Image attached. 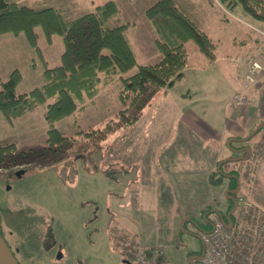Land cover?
I'll use <instances>...</instances> for the list:
<instances>
[{"label": "rangeland", "instance_id": "374dc122", "mask_svg": "<svg viewBox=\"0 0 264 264\" xmlns=\"http://www.w3.org/2000/svg\"><path fill=\"white\" fill-rule=\"evenodd\" d=\"M108 1H114L118 9L112 24H128L126 33L137 65L159 62L162 55L155 45L157 34L145 13L157 0ZM174 1L215 44L216 60H208L192 41L185 43L186 68L169 80L167 92L162 89L144 108L145 136L132 135L130 126L108 136L99 148L91 149L88 144L90 159L71 156L57 164L35 165L20 175L16 170L11 177L0 170V206L5 209L1 229L19 264H128L127 258L134 264L139 249L151 246L162 249L168 264H202L198 258L202 242L193 233L194 226L209 230L207 220L215 218L210 213L215 210L225 217L230 204L228 192L225 195L230 180L225 177L214 184L212 176L237 174L239 186L245 191L250 188L264 205L261 131L245 142H232L233 147L246 144L252 153L246 159L222 164L217 173L219 162L235 156L226 145L229 138L223 136L215 142L212 137L207 142L202 136L208 127L199 119L196 131L180 122L189 103L215 131L232 121L247 133L264 122V115L234 111L229 102V95L246 73L247 58L264 62V21L254 19L238 2L229 6L224 0ZM105 2L25 0L23 4L54 6L63 18L71 20ZM35 30L41 55L24 33L0 35V75L6 80L13 70L20 71L18 94L41 86L45 67L58 65L64 50L60 35L52 34L48 41L40 26ZM164 93L169 94L164 97ZM118 94L116 77L101 84L94 98L55 126L66 136L83 140V134L117 117L123 109ZM45 110L46 103L38 104L12 120L0 112V145L14 143L17 155L21 150L41 149L49 127ZM240 201H245L238 207L243 218L231 232L238 234L240 247L248 251L251 263L254 255L264 259V240L260 238L264 235V212L258 217L254 213L264 208L254 206V210L252 203Z\"/></svg>", "mask_w": 264, "mask_h": 264}, {"label": "trees", "instance_id": "16d2710c", "mask_svg": "<svg viewBox=\"0 0 264 264\" xmlns=\"http://www.w3.org/2000/svg\"><path fill=\"white\" fill-rule=\"evenodd\" d=\"M224 1L229 6L238 2L254 19L264 21V0ZM145 13L155 28V45L162 59L155 64L137 65L126 33L128 24H112L118 18L114 1L97 5L94 11L67 20L52 7L31 8L15 1L0 0V35L24 33L33 49L41 55L38 33L35 30L40 26L48 41H51L52 34H58L64 45L60 63L53 67L46 66L44 83L27 93L16 92V87L21 82L18 69L13 70L6 80L0 75V112L8 120H12L38 104L46 103L44 118L49 125L44 145L39 150H21L17 155L14 143L0 145V170H5L11 177L16 170L22 169L24 172L35 165L57 164L71 156L90 159L92 151L87 148L88 144L91 149L99 148L98 144L114 132L133 126L157 93L166 89L169 80L186 68L187 41H192L208 60L214 61L216 58L215 44L178 8L174 0H157ZM249 58L246 75L251 66ZM251 58L263 66L260 60ZM132 69L134 71L129 73ZM116 77L119 79L118 97L123 109L117 113L115 119L107 122L102 128L83 134V140L80 141L76 136H66L55 126L56 121L74 114L85 106L87 100L94 98L101 84ZM51 98L54 100L48 102ZM233 98L234 95L230 103L235 107ZM43 156L45 158H42ZM225 177L212 176L211 181L219 184ZM232 186H236L233 179L230 180V187ZM4 211L0 206V233L3 237L1 214ZM237 238L234 236L233 240ZM260 238L264 240V235ZM257 247L263 252L261 245ZM247 264H264V259L254 255L251 263L248 261Z\"/></svg>", "mask_w": 264, "mask_h": 264}, {"label": "built area", "instance_id": "2783aa9c", "mask_svg": "<svg viewBox=\"0 0 264 264\" xmlns=\"http://www.w3.org/2000/svg\"><path fill=\"white\" fill-rule=\"evenodd\" d=\"M251 63L249 73L246 75L245 90L252 89L256 86L261 90V107L264 110V67L258 62L249 58ZM247 96L244 93L234 95L233 103L235 107L242 108L247 103ZM262 110V109H261ZM264 136V128L262 129ZM214 221H211L212 228L208 232L200 231L199 235L204 245L202 263L203 264H247L248 255L241 249L233 246L231 235L225 229L220 218L214 215ZM156 254L147 256L144 252L137 255V264H164L157 263Z\"/></svg>", "mask_w": 264, "mask_h": 264}, {"label": "crops", "instance_id": "0c3cea01", "mask_svg": "<svg viewBox=\"0 0 264 264\" xmlns=\"http://www.w3.org/2000/svg\"><path fill=\"white\" fill-rule=\"evenodd\" d=\"M10 1H15L17 3H22L25 1V0H10ZM108 1V0H107ZM25 5V4H24ZM46 7H52L54 9H56V7L54 6H46ZM41 8H44V7H41ZM96 8V7H95ZM56 10H58L60 12V10L57 8ZM128 30V29H127ZM131 42V40H130ZM131 44V43H130ZM132 46V44H131ZM133 48V47H132ZM134 50V49H133ZM253 57V56H250V58ZM249 58V57H248ZM247 58V59H248ZM216 60V58L214 59ZM246 64H247V61H246ZM263 66H264V63H262ZM246 73H247V69H246ZM245 73V75H246ZM245 75L244 77H242V80L238 83V87L233 90V92H231V94L229 95V102H231V99L233 97V95H235L236 93H244L246 96H247V103L246 105H244L241 110L245 111L246 113H251L253 116H259V115H264V110H263V106L261 107V90L262 88L259 86H256L252 89H249V90H245V85H246V81H245ZM163 92H167V89H165ZM166 94H169V93H164V97H167ZM158 95V93H157ZM156 95V96H157ZM156 96L152 99L151 103L152 104L154 101H155V98ZM184 103H186V101L182 100ZM231 104V103H230ZM232 106V110L234 111H241L239 109H235V107ZM186 109L187 107H189V109H187V111L180 117V122H185L186 125L189 127L190 131H196L195 127L198 126V123L196 121V119H199L203 124H205L206 127H208L207 130H203L205 135L202 136L204 138L205 141L209 142L212 137L214 138V141L215 142H219L221 141L222 137L223 136H226V138H230V137H236V138H242L246 135H248L252 130V128L247 132H243L244 129L243 128H238L236 127L235 124L232 123V121H227L224 125V127L222 128V125L219 127L218 131H215L209 123H206V121H202L199 116L194 112L195 110L192 108V105L191 103H189L188 105L185 106ZM253 108V109H251ZM262 109V110H261ZM178 110V109H177ZM144 114H145V109H143V113L141 115V117L138 119V121L133 125V132H132V135L134 136H138L139 138H141L142 136H145L146 135V130H147V121H143V117H144ZM261 116V117H262ZM251 119V118H250ZM250 119H248L247 121H249ZM251 121V120H250ZM237 123V122H236ZM254 122H252L253 124ZM259 124V123H258ZM255 129V128H254ZM253 129V130H254ZM245 133V134H244ZM218 159V158H217ZM216 164V163H215ZM212 174H214L212 172ZM211 175V174H210ZM251 189L249 188L248 191H245V188H241L240 187V190H239V194H238V197L242 200H246L250 203L253 204L252 208L251 209H254L255 210V207H258V208H264V205H261V201L259 200V197H256L254 194L251 193ZM251 197L250 201L245 199L244 197ZM255 206V207H254ZM264 210V209H263ZM257 211L255 210L254 213H258L257 217L259 216V214L263 213L264 211ZM149 248H152L151 247H146L144 249H149ZM158 248V247H156ZM143 249V250H144ZM160 249V248H158ZM140 250V249H139ZM161 252H162V249H160ZM163 253V252H162ZM136 256V255H135ZM133 257V261H134V264H136V261H135V258L136 257ZM125 258V257H124ZM126 259V258H125ZM128 261L131 263L132 260L127 258ZM126 259V260H127ZM168 262V260H167ZM128 263V264H130ZM133 264V263H132Z\"/></svg>", "mask_w": 264, "mask_h": 264}, {"label": "water", "instance_id": "95a60500", "mask_svg": "<svg viewBox=\"0 0 264 264\" xmlns=\"http://www.w3.org/2000/svg\"><path fill=\"white\" fill-rule=\"evenodd\" d=\"M263 126H264V122L261 123V124H259V125L256 127V129L253 130V132H251L249 135H247V136L244 137V138L230 137V138L228 139V141L226 142V145H227L228 147L231 148L230 151H231L233 154H235V156L228 157V158L222 160L221 162H219V164H218V171H220V168H219V167H221V165L224 164V163H226V162H232V161H237V160H242V159H246V158H248V157L251 155V153H252V149H251V147L246 146V147H243V148H241V149H237V148H235V147L230 146V143H232V142H237V143H239V142H245L246 140L250 139L253 135H255L258 131H260V129H261ZM244 152L246 153V155H244ZM22 172H23V171L20 170V171H18V172L16 173V175H20ZM224 175L227 176V174H224ZM228 177H229V176H228ZM232 177L236 178L235 175H232ZM236 180H237V188H236L235 190L231 191L232 193H237L238 190H239V187H240V186H239V181H238L237 178H236ZM227 192H228V190L225 191V195H227ZM230 197H231V196H230ZM230 197L228 196V198H230ZM231 199H232V201H233V207H232V209L229 211V213L227 214L228 224H227L226 227H227L228 229H230V228L232 227V225H231L232 223H231V221H230V219H229V216H230V214L233 213V212L236 210V208H237V200H236L234 197H232ZM183 222H184V221H183ZM59 256H60V255H59ZM198 258L200 259L201 256H198ZM0 263H1V264H19L18 261H17V259H16L15 256H14V254L12 253L10 247L8 246L7 242L5 241V239L3 238V236L1 235V233H0Z\"/></svg>", "mask_w": 264, "mask_h": 264}, {"label": "flooded vegetation", "instance_id": "af4514ba", "mask_svg": "<svg viewBox=\"0 0 264 264\" xmlns=\"http://www.w3.org/2000/svg\"><path fill=\"white\" fill-rule=\"evenodd\" d=\"M237 143V142H236ZM247 145L246 144H241V145H239V146H237V147H235V148H237V149H241V148H243V147H246ZM245 153V152H244ZM246 154V153H245ZM244 154V155H245ZM229 189H228V191H229V197L230 198H228L227 200L229 201V207H228V211H227V213H226V215H225V217H223V219L225 220V222L227 223L228 222V218H227V214L229 213V211L231 210V208L233 207V201H232V197H234L236 200L238 199L237 197H238V192L237 193H232L231 191H233V190H235L236 188H237V185L236 186H232V187H230V185H229V187H228ZM236 215H238V217L236 216ZM242 218H243V214H242V211L240 210V209H238V206H237V208H236V210L233 212V213H231L230 214V216H229V219H230V221H231V223H232V225H234V223H237V221H238V219H240V220H242ZM237 219V220H236ZM236 220V221H235ZM235 221V222H234ZM6 241V240H5ZM7 242V241H6ZM8 244V243H7ZM8 246H9V244H8ZM10 247V246H9ZM10 249H11V247H10ZM11 251H12V249H11Z\"/></svg>", "mask_w": 264, "mask_h": 264}]
</instances>
